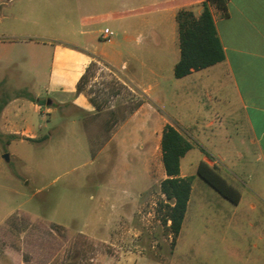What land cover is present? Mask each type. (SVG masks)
Segmentation results:
<instances>
[{"label":"rangeland","instance_id":"1","mask_svg":"<svg viewBox=\"0 0 264 264\" xmlns=\"http://www.w3.org/2000/svg\"><path fill=\"white\" fill-rule=\"evenodd\" d=\"M28 1L0 0V15L11 10L20 16L29 9ZM3 22L0 28L8 24ZM53 27L50 39L62 43L69 36L68 27L57 20ZM12 61L0 49V264H114L128 252L166 257L173 248L157 211L162 200L159 186L165 179L158 133L128 137L121 129L142 132L145 110L167 119L179 117L185 125L202 121L197 106L189 99L148 106L141 90L122 85L118 74L103 65H93L80 87L94 101V111L83 114L59 108L50 113L54 104L44 91L45 75L28 72L24 62ZM36 95L37 106L31 101ZM16 115L29 120L26 127L36 129L39 141H26L28 132L22 137L4 133ZM181 133L193 147L183 169L193 175L189 215L195 216L188 225L194 229H187L185 236L195 244L180 247L177 264H222L224 250L209 246L205 217L212 187L185 167L189 159L195 165L203 155L215 154L205 136L209 132L183 127ZM214 144L230 153L238 148L234 137L229 143L219 137ZM4 154H9L8 162L2 159ZM219 167L240 178L228 164ZM101 230L107 232L105 239L95 240Z\"/></svg>","mask_w":264,"mask_h":264},{"label":"crops","instance_id":"2","mask_svg":"<svg viewBox=\"0 0 264 264\" xmlns=\"http://www.w3.org/2000/svg\"><path fill=\"white\" fill-rule=\"evenodd\" d=\"M28 2L29 9L20 16L11 10L9 15H0V26L3 20L8 23L0 28L3 30L0 49L12 58V64L21 61L26 64V71L45 75L44 91L54 104L50 113L59 108H71L83 114L94 111L87 96L76 89L81 77L93 65H103L118 74L122 85L141 90L148 106L150 102L161 104L167 99L191 100L202 121L198 119L185 125L179 117L167 119L153 110H145L142 132L133 128L121 131L128 137L142 133L150 136L156 131L159 142L164 127L170 125L190 144L181 128L209 132L205 136H209V147L215 154H209V158L203 155L195 165L189 159L185 167L195 170L197 175L198 166L203 162L239 194L237 203H232L209 188V212L205 215L209 223V246H222V264H264V0H227L226 11L207 0ZM205 3L222 47L223 60L176 79L173 70L180 59L176 15L187 10L198 17ZM55 20L68 27L69 36L62 43L50 39ZM104 29L113 33L109 42L102 38ZM116 36H120L119 41L113 38ZM35 99L39 100V95ZM22 122L24 127L15 126ZM28 122L27 118L16 115L10 121L11 126H5L3 131L21 137L28 132L27 139H35L36 129H27ZM219 137L226 143L236 138V152L216 149L214 140ZM186 155L180 160L182 178L193 177L183 169ZM223 163L237 169L240 178L223 173L219 167ZM190 201L191 195L175 245L166 257L155 259L128 252L114 264H177L180 247L185 244L192 248L195 244L189 243L190 236L188 239L185 236L187 229H194L188 225L195 216L189 215ZM106 233L96 231L94 239H105Z\"/></svg>","mask_w":264,"mask_h":264},{"label":"trees","instance_id":"3","mask_svg":"<svg viewBox=\"0 0 264 264\" xmlns=\"http://www.w3.org/2000/svg\"><path fill=\"white\" fill-rule=\"evenodd\" d=\"M227 0H207L221 11H226ZM180 59L174 66L173 74L176 79L186 77L193 71L211 67L223 60V51L217 37L215 26L205 3L201 14L196 17L192 12L181 10L176 15ZM88 72V70H87ZM83 75L77 84V92L82 93L81 83L86 78ZM40 105V101L31 98ZM94 105V101L89 99ZM31 142L39 139H27ZM192 145L173 127L166 125L162 131L160 149L165 179L161 181L159 192L162 200L158 204L159 221L168 229L171 236V246L175 245L187 210L193 177L180 176V160L191 150ZM197 176L211 186L217 193L232 203H237L239 194L215 170L201 162ZM235 196V198H234Z\"/></svg>","mask_w":264,"mask_h":264},{"label":"built area","instance_id":"4","mask_svg":"<svg viewBox=\"0 0 264 264\" xmlns=\"http://www.w3.org/2000/svg\"><path fill=\"white\" fill-rule=\"evenodd\" d=\"M113 36V33L110 32L108 29H104L102 32V38L103 40L109 42Z\"/></svg>","mask_w":264,"mask_h":264},{"label":"water","instance_id":"5","mask_svg":"<svg viewBox=\"0 0 264 264\" xmlns=\"http://www.w3.org/2000/svg\"><path fill=\"white\" fill-rule=\"evenodd\" d=\"M46 104L48 105L49 104V100L46 102ZM2 159L5 161V162H8L9 161V154H4L2 156Z\"/></svg>","mask_w":264,"mask_h":264}]
</instances>
